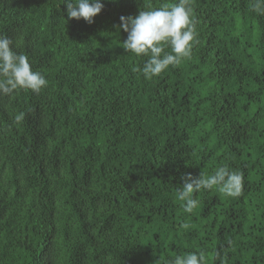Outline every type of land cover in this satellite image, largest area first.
Returning <instances> with one entry per match:
<instances>
[{
	"label": "trees",
	"instance_id": "1",
	"mask_svg": "<svg viewBox=\"0 0 264 264\" xmlns=\"http://www.w3.org/2000/svg\"><path fill=\"white\" fill-rule=\"evenodd\" d=\"M102 2L89 24L64 0H0V35L47 80L0 96V264H264V16L190 0V58L146 79L120 17L178 0ZM221 166L242 194L202 190L186 213L182 177Z\"/></svg>",
	"mask_w": 264,
	"mask_h": 264
},
{
	"label": "clouds",
	"instance_id": "2",
	"mask_svg": "<svg viewBox=\"0 0 264 264\" xmlns=\"http://www.w3.org/2000/svg\"><path fill=\"white\" fill-rule=\"evenodd\" d=\"M69 19L87 23L103 9L102 0H64ZM252 11L264 16V0H254ZM118 26L127 33L122 47L137 57H147L141 69L146 79L160 76L170 66H175L182 59L190 58L195 43L196 21L192 15L190 0H178L176 3H165L157 8L141 9L136 16H121ZM170 51H165V48ZM47 85L46 78L34 71L28 57L18 53L13 47V40L0 35V96H8L19 90H30L39 93ZM23 113L15 117L19 122ZM183 185L178 190L179 199L184 201V211L192 213L198 206L193 194L202 190L216 189L221 194L235 198L242 194L243 175L239 171H230L219 167L210 176L193 177L191 173L182 177ZM232 245V240H228ZM204 254L189 252L177 256L171 264H203Z\"/></svg>",
	"mask_w": 264,
	"mask_h": 264
}]
</instances>
